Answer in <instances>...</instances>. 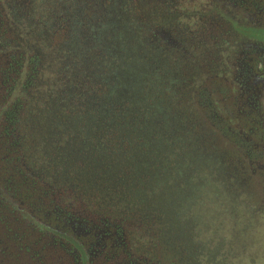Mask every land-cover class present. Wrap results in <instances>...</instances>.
I'll use <instances>...</instances> for the list:
<instances>
[{"label": "flooded vegetation", "instance_id": "af4514ba", "mask_svg": "<svg viewBox=\"0 0 264 264\" xmlns=\"http://www.w3.org/2000/svg\"><path fill=\"white\" fill-rule=\"evenodd\" d=\"M130 68L186 106L187 134L214 126L252 211L231 241L216 229L218 250L225 237L228 264H264V0H0V264H178L94 193L60 136L67 100L106 133L124 120L111 93L127 97ZM201 191L204 205L217 196Z\"/></svg>", "mask_w": 264, "mask_h": 264}, {"label": "rangeland", "instance_id": "374dc122", "mask_svg": "<svg viewBox=\"0 0 264 264\" xmlns=\"http://www.w3.org/2000/svg\"><path fill=\"white\" fill-rule=\"evenodd\" d=\"M65 39L62 40L60 36L61 45H63L62 41L66 42ZM138 84L140 83L138 82ZM140 85L143 88L144 85ZM162 86L165 85L157 86L155 93H151V98L155 102V109L154 112H151V117L157 120V126L159 127L157 129L159 130L156 127L145 130L150 134L149 137L154 138L153 133L159 132L162 126L161 129L166 131L171 137L170 139L173 140L168 143L171 147L170 153L173 148H179L177 153L181 158L180 161H176L170 156L166 165L157 153H150L146 149L144 151L139 150L140 146H144L143 142L145 140L138 135L143 132L142 126L145 125L148 119L146 121L145 118L139 119L140 123L131 121L128 113V110L131 111L132 109L130 106L129 108L127 106L128 110L125 111L124 120L118 116L111 118V131L106 133L104 130L106 124H104L102 117L99 116L98 118L97 114L94 113L93 116L90 112H87L75 120L72 115L77 111L73 103L70 100L59 103L57 118L59 120L58 126L62 128L60 136L73 147L70 151L82 157L80 160L83 166L88 164L86 158L99 150L107 155L108 163L111 154L116 158L122 156V161H125L126 155L131 154L135 157L138 152L145 155L146 161H151L155 157L152 160V164H155L152 166L141 167L139 163L135 162V164L131 163L125 169V173L128 174L137 171L149 174L151 179L148 177L140 179L139 176L136 177L137 181L133 184L138 188L139 193H142V200L152 199L151 202L156 205L157 210L164 216V221L161 222L159 217H152L154 215L152 209L144 210L142 201L135 202V212L139 214V217H142V215L148 216L146 237L149 241H154L161 254L175 256L178 264H228L232 253V245L228 240H232V231L247 229L251 219L252 211L245 209L248 201L247 195H239L236 192L235 182L233 178H230L232 173L229 166L220 164V158H230L231 154L215 135L214 126L207 127L205 140L200 138L202 132L199 126L196 127L193 134L191 132L187 134L186 120L182 116L185 114L184 109L186 106L178 101L176 104L177 112L175 113L172 108L173 103H169L167 90L164 93L160 89ZM117 97L118 95L111 93V99L115 101ZM135 103L137 102L135 101ZM172 114L174 116L170 117ZM130 121L135 124L128 125ZM171 121H175V125ZM202 142L204 143V150L201 154L202 147L200 144ZM118 146L122 148L123 155L120 149L117 148ZM111 151L113 152L111 153ZM191 154L195 157L191 158ZM174 163H180L176 170L173 167ZM135 169L137 170L135 171ZM195 174L203 182L208 180L218 196L212 199L213 197L208 195L211 200L207 210H216V212L214 215L204 214L199 223H196V221L192 223L188 220L190 215H188V211L191 210L188 202L189 195L194 194V198L198 195V191L194 192V188H192V180ZM207 174L210 176L208 177ZM114 182L117 184V180ZM203 206H206V204H203ZM242 208L243 210H240ZM223 216L226 217L228 223L222 221ZM220 226L223 228V235L228 236V240L222 237V250H218L216 240V237H218L216 229ZM196 228L199 233L197 235L202 236L198 241L194 232ZM191 241L194 242V247H192Z\"/></svg>", "mask_w": 264, "mask_h": 264}, {"label": "trees", "instance_id": "16d2710c", "mask_svg": "<svg viewBox=\"0 0 264 264\" xmlns=\"http://www.w3.org/2000/svg\"><path fill=\"white\" fill-rule=\"evenodd\" d=\"M127 71L129 72L126 75L128 81L124 83L126 89L129 90V92L127 93V97L121 98V100H119V98H116L115 101L112 102V108L115 109L116 107H118V105L126 102V107L128 106L129 108L130 106L132 108L131 111H129L127 108L131 121H136L137 123H140L141 119L145 118V121L148 119L145 125L142 126L143 132L141 133V135H138L141 139L145 140L143 142L144 148L140 146L139 150L144 151L146 149L150 153H157L161 158L162 162L165 164L167 163V159H169L170 156H172V158L176 161H180L181 158L177 153L179 152V148H173L172 152L170 153L171 147L168 143L172 142L173 140L170 139L171 137H169V134L166 131L161 129V125L160 131L156 132V134L153 133L154 138L149 137L150 134L146 130H149L151 127H156V129L159 128L157 126V120L155 118L152 119L151 117V112H154L155 109V102L151 98V92L149 91L147 86L144 85L143 88H141L142 86L138 84V79L135 74V70L130 68L127 69ZM160 89L164 93H166L167 87L165 88V86H162L160 87ZM135 101L137 103H135ZM131 121L130 123H128V125L135 124ZM117 148L120 149L121 154L123 155L122 148H120L119 146ZM167 150L169 151L168 154ZM105 152L109 154L108 151L105 150ZM112 152L113 151H111V153ZM117 153L120 154L119 151H117ZM193 157L195 156L191 154V158ZM81 158V156H78L79 160ZM154 158L155 157H153L151 161H146L145 155H141L140 152H138L135 157H133L131 154L126 155L125 161H122V156L116 158L114 155L111 154L108 163L107 155H104L102 151L99 150L94 152V154L89 156V158H86L88 160V164L87 166L84 165L83 168V172L86 176H92L91 178L93 180L94 193L100 192L101 199L105 198L107 199V201L111 202L112 206L113 204H116L117 207L122 208L127 215H133V218L135 217L139 220V222L143 224L144 232L146 231V227L148 224V216L146 217L142 215V217H139V214L135 212L136 201H142V207L144 208V210L152 209V212H154V215H152V217H159L161 222L164 221V216L159 210H157L156 205L151 202L152 199L146 198L142 200V193L140 194L138 188L133 184L135 181H137L136 177L140 176V179H142L143 177L150 178L149 174L143 173L141 171L128 174L125 173V169L128 168L131 163L135 164V162L139 163L141 167L152 166L155 164H152V160ZM179 165L180 163H174V169L176 170ZM137 168H139L138 165ZM136 170L137 169H135V171ZM207 176L209 177L210 175L207 174ZM115 180H117V184H115ZM192 181V188H194V192L198 191V195L195 196L196 198L193 197L194 194L192 193L189 195L190 198L188 202L191 210L188 211V215L190 214L188 216V220H190L192 223L194 221H196V223H199L200 219L204 216V214L214 215L216 210H207L211 198H206V206H203L202 201L199 199L200 194L202 192L201 190L203 188L208 190L209 181H205L206 183L204 186V184L201 183L202 181L197 178V174H195V177ZM222 221L228 223L225 216L222 217ZM194 232L196 234L197 241L199 240V238H202V236L197 235L199 234L197 228L196 230H194ZM190 243L192 244V247L195 246L193 241H191Z\"/></svg>", "mask_w": 264, "mask_h": 264}]
</instances>
